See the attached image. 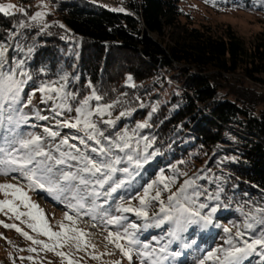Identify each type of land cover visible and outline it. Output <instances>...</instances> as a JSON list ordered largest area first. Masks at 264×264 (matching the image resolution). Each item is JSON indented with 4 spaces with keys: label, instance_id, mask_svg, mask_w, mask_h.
<instances>
[{
    "label": "trees",
    "instance_id": "16d2710c",
    "mask_svg": "<svg viewBox=\"0 0 264 264\" xmlns=\"http://www.w3.org/2000/svg\"><path fill=\"white\" fill-rule=\"evenodd\" d=\"M44 1L53 9L44 21H30L26 9L0 12V70L17 75L24 92L57 89L45 92L64 114L99 96L85 106L94 113L97 139L106 142L102 122L113 118L125 140L140 138L130 154L138 167L119 160L112 180L129 178V191L137 192L154 179L158 191V176L167 174L176 185L190 165L211 159L209 169L226 180L219 193L224 202L243 211L264 204V31L246 42L229 28L194 26L181 0H122L124 11L88 0ZM166 84L175 86L174 94L157 107L155 96ZM152 145L159 155L150 159ZM172 165L175 177L168 174Z\"/></svg>",
    "mask_w": 264,
    "mask_h": 264
},
{
    "label": "rangeland",
    "instance_id": "374dc122",
    "mask_svg": "<svg viewBox=\"0 0 264 264\" xmlns=\"http://www.w3.org/2000/svg\"><path fill=\"white\" fill-rule=\"evenodd\" d=\"M88 1L116 11L125 10L122 0ZM220 3V0H181L180 9L194 26H209L217 33L229 28L246 42L258 32L264 31V0L230 2L224 0V3L229 5L227 7L221 6ZM5 4L15 6L7 14L29 10V20L32 22L44 21L48 14L53 13L50 3L44 0H35L27 5L20 4L16 0H0V5ZM19 9L24 11L21 12ZM37 12L43 15L33 20L32 17ZM0 76L8 77L3 75L1 70ZM11 76L19 82L20 90L18 94L14 92L7 97H0V148L6 151L19 149L23 153L25 150L20 149L19 142L35 135L41 137L40 147L43 151L49 152L56 158H59L61 153L68 154L64 156L66 163L58 166L60 169L77 172L78 169L85 167L82 162L85 157L103 164L104 167L95 174L79 172L78 175L83 176L88 181L87 184H79L78 180L72 181L69 190L55 195L39 187L30 189L28 181L19 172L0 175V184H13L21 188L29 197L28 202L37 206L35 209L25 208L11 193L6 196L4 191L0 190V202L12 201L19 212H32L36 217L32 219L22 215L17 219L16 215L7 208L0 210V264H68L69 260L72 264H117V262L118 264H254V261H262L264 245H254L252 249L238 254L235 258L227 256V253L235 247L245 248L254 240L264 239L262 214L264 204L255 208L256 211L254 209L250 212L248 208L247 211H243L224 202L219 193L226 180L221 173L209 169L213 160L205 159L190 165V169L181 175L176 185H173L167 174H162L155 178L160 185L158 191L154 188V179H148L137 192L129 191L127 187L131 183L129 178L112 180V175L119 160L120 163L122 161L130 163L131 168L138 167L137 164H133L130 154L133 152L131 148L139 145L140 138L125 140L126 137L116 132L117 118L105 119L104 121L111 120L113 123L102 122L103 128L100 132L107 136L106 142L97 145L87 139L84 131L63 126L65 121L75 123L76 112H69L70 114L60 112V109L53 107V97L50 94L46 92L41 94L32 89L24 92L19 77ZM126 83L135 85L130 78H126ZM174 88L173 84H166L158 90L155 96L157 107L170 102ZM48 100L50 101L45 104ZM57 112L61 115H56ZM145 123V119L138 122L135 128L136 136ZM45 128L59 135L52 137L44 131ZM73 137L82 138L85 143L82 144L80 139ZM64 139L68 140L67 144L61 143ZM125 144L128 146L125 147ZM93 147L104 148L105 151L92 152ZM148 150L150 159L159 155L158 148L153 145ZM69 156H75L77 159H70ZM2 158L4 154L0 153V159ZM0 167L6 166L0 165ZM177 173L175 165H172L168 174L175 177ZM161 177L164 179L161 180ZM104 180L107 182L101 186L100 182ZM186 181L192 183L185 185ZM117 184L120 186L116 187ZM150 184L152 188L149 189L145 204L141 205L140 199L144 197V189ZM166 184L167 189H165ZM196 185L202 186L197 188ZM182 186H184L183 191H181ZM113 188L115 191H112ZM162 190L164 196L160 195L159 199H154L156 193ZM74 193L77 196L76 200L72 199ZM192 193L202 197L203 200L195 201ZM173 195L174 199L170 201L168 198ZM80 198H83L82 202L85 205L83 208L77 204ZM162 204L165 209L163 212L160 210ZM201 204L203 207H200ZM122 208H132L137 211L142 209L147 215H137V211H120L119 209ZM193 211L199 214L191 216L190 213ZM65 213L72 216L75 223L65 220ZM41 214L42 222H45L52 232H60L61 224L65 228H75L77 232L68 233L72 238L67 240L62 238L59 241L62 246L55 247L58 241L49 239L29 227V224L40 226ZM152 214L155 216H151ZM114 217H119V221L108 223ZM190 220L193 222H189ZM4 225H15V227L9 228ZM132 225H135V228L131 227ZM16 228L20 231H16ZM126 231L135 243L129 244L127 238H122L119 243L125 249L131 248V260L115 246V234L119 233L121 237H125ZM78 232H83L84 235L79 237ZM22 233L41 243H32V240L27 239ZM109 233L113 234V242H109ZM44 244H48L52 250L44 248ZM29 249L33 250L29 251ZM57 253L64 255L60 256Z\"/></svg>",
    "mask_w": 264,
    "mask_h": 264
},
{
    "label": "snow or ice",
    "instance_id": "6c2138e0",
    "mask_svg": "<svg viewBox=\"0 0 264 264\" xmlns=\"http://www.w3.org/2000/svg\"><path fill=\"white\" fill-rule=\"evenodd\" d=\"M15 6L12 4H5V5H0V12L8 13L10 9H13ZM19 11L23 12V9H19ZM43 13L37 12L32 19L36 20L39 17H41ZM4 55V50H0V57H3ZM19 82L14 80L12 76L4 77L0 76V97H7L9 94L12 93H19ZM49 92H57V89H45L41 88V92L45 91ZM63 89H60L59 91H62ZM51 98V97H49ZM95 98L96 100H99V96H95L93 93V97L86 98L80 107H77L75 109L77 116L75 123L71 121H65L63 126L64 127H70V128H77L79 131H84L85 135L87 136L88 140L94 141L95 144H99L100 141L97 139L96 133H97V128L96 124L93 123L90 119V117L94 114L92 111L87 110L85 108L86 105H88L89 99ZM60 107H65V105H60ZM111 105H106L104 107H98L96 108V114L103 115L106 111L107 108H110ZM71 111V109H68ZM56 115H61L60 112H57ZM123 115V113H121ZM41 119H47V117H40ZM104 123L107 124H112L113 121L111 120H106ZM83 125L82 128H78V125ZM139 127H143V125H139ZM44 131L48 133L50 136L55 137L59 135L57 132L50 131L48 128H45ZM99 135H103L102 132L99 133ZM74 139H80V143H85V141L82 138L79 137H73ZM40 141L41 137L40 136H31L29 139H24L19 142L20 149H24L25 151L21 153L19 149L13 150V151H6L3 148H0V153L4 154V158L0 159V165H4L6 167H0V175H8L9 172H19L21 176L28 181V187L31 189L33 187H39L41 189H44L48 191L51 194H56L60 193L63 194L65 191L69 190L72 185L70 182L72 181H79V184H87L88 181L83 178V176H79V172H84V173H92L95 174L97 172H100L102 167H104L103 164L95 162L92 159H87L86 157L83 158L82 162L85 164V167L78 169L77 172H71V171H65L63 169H60L58 166L63 165L66 163L64 156L68 155L65 153H61V156L59 158L54 157L52 154L49 152H45L41 149L40 147ZM63 144H67L68 140L64 139L61 141ZM87 146V145H86ZM128 145L125 144V147ZM123 149H121L122 151ZM79 151V149H77ZM92 152H99V153H104L105 149L104 148H96L93 147L91 149ZM43 158V159H41ZM70 159H77L75 156H69ZM118 162V161H117ZM114 171V169H112ZM161 180L164 178L161 177ZM107 181H101L100 184L103 186L104 183ZM174 182V181H173ZM192 181H186L185 185H190ZM120 185L117 184L116 187H119ZM168 185H165V189H167ZM152 188V185H148L147 188L144 189V197L140 199V204L144 205L145 204V199L148 196L149 189ZM0 190L4 191V194L7 196L9 193H11L16 199H19L23 206L25 208H32L35 209L37 208L36 205L30 204L29 197L22 191L21 188L16 187L13 184H0ZM184 190V186L181 187V191ZM112 191H115V188L112 189ZM175 195V194H174ZM173 196H169V200L171 201L174 199ZM160 193L157 192L156 196L154 199H159ZM58 198V197H57ZM72 199L76 200L77 196L74 193L72 195ZM83 198H80L77 200V204L80 208L85 207L84 203L82 202ZM69 207H76V205H69ZM200 207H203L201 205ZM7 208L9 211H11L13 214L16 215L17 219L20 218L22 215H27L32 219H35L36 217L33 216L32 212L28 213H21L17 210V207L14 206V203L12 201L5 200L3 202H0V210ZM120 211H137L132 208H122L119 209ZM161 212L165 211L163 204L161 205ZM187 211V210H186ZM198 212H191V216H196L198 215ZM137 215H147L146 212H144L142 209L140 211H137ZM64 219L68 221H72L75 223L73 220V217L68 215V213L64 214ZM119 217H114L113 219L109 220L108 223H117L119 221ZM40 220L41 222L43 221L42 214L40 215ZM193 222V221H189ZM5 227L13 228L15 225H4ZM30 228H33L34 231L40 232L42 235L47 236L49 239H54L58 241V243L55 245V247H61L62 244L59 243V241L63 238L65 240L71 239L72 237L68 236V233L71 232H77V229L75 228H65L63 224L60 225L61 231L60 232H52L47 224L45 222H42L39 227L36 225L29 224ZM131 227L135 228V225H132ZM250 227V225H249ZM16 231H20L19 228H16ZM225 231H228V229H225ZM22 235H25V237L29 240H32V237L28 236L26 233H22ZM84 235L83 232H78V236L82 237ZM237 235H240V233H237ZM122 238H127V242L129 244L135 243V241L131 238V236L125 232V237H121L119 233L115 234L114 240H115V246L121 251V253L128 257L129 260H131V248L125 249L124 246H122L119 241ZM109 242H113V234L109 233ZM32 243L34 244H40V241L37 240H32ZM254 245H264V239H257L254 240L251 244H247L245 248H240V247H235L232 251L227 253V256L229 257H236L238 254H243L246 253V250H250L253 248ZM44 248H47L49 250H52L51 247L48 244L43 245ZM33 249H29V251H32ZM57 255L63 256V253H57ZM95 258V257H94ZM68 264H72V261L69 260ZM118 264V262H117Z\"/></svg>",
    "mask_w": 264,
    "mask_h": 264
}]
</instances>
